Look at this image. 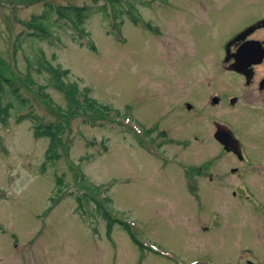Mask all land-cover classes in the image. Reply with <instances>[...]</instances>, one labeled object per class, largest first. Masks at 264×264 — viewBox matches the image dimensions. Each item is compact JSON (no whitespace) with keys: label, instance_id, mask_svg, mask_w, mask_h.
<instances>
[{"label":"rangeland","instance_id":"obj_1","mask_svg":"<svg viewBox=\"0 0 264 264\" xmlns=\"http://www.w3.org/2000/svg\"><path fill=\"white\" fill-rule=\"evenodd\" d=\"M44 1L0 0V69L17 76L14 68L29 67L47 94L16 79L29 100L18 113L62 124L47 160L49 138L34 135L33 120L18 122L15 112L0 120V264H226L241 247L262 249L261 168L232 174L235 161L215 141L213 121L259 144L264 112L199 101L200 110L180 118L179 106L190 76L221 77L224 42L264 16V0H120L118 8L109 0H50L91 6L88 36L66 25L50 41L26 38ZM40 48L110 115L62 114L63 93L28 63ZM136 118L156 136L151 149L133 132L140 133ZM198 166L218 175L194 176ZM242 179L251 191L238 190Z\"/></svg>","mask_w":264,"mask_h":264},{"label":"flooded vegetation","instance_id":"obj_2","mask_svg":"<svg viewBox=\"0 0 264 264\" xmlns=\"http://www.w3.org/2000/svg\"><path fill=\"white\" fill-rule=\"evenodd\" d=\"M252 25L254 29L250 33L245 37H240L237 40H234L229 47L226 48V43L228 41L237 36L243 29ZM242 46H245V49L241 63H246L245 53H247L249 64L233 69V64L235 62L234 55ZM219 64L221 67V77L219 78H201L196 75L193 77L190 76L191 88L189 92L194 90L196 96H193L189 92L183 95V101L179 106L180 118H185L187 112L200 110L196 108L197 104L202 105L199 101H202L204 105L209 107V109L234 110L233 108L237 107L238 109L239 107L241 112H243V110L254 114L259 113L260 111L264 112V106L258 103L264 102V16L255 22L236 30L230 35V37H228L224 43L222 54L221 56L219 55ZM226 74H231L234 77L230 78ZM187 78L186 74L182 77L184 85L187 84ZM202 79L208 81L204 82V84ZM158 104L161 105L160 103ZM159 105L157 107L161 109V106ZM157 107H154V109L158 110ZM152 110L153 108H150L147 113L152 112ZM135 121L140 128V133H138V130L134 132L136 137L140 140L139 142H148L157 145L155 143L156 136H153L150 131L151 126L146 127L144 124L140 125V120L138 118H136ZM160 131L165 133L164 129H160ZM234 136L238 141L234 147L239 150V153H236L235 151H226L223 145L214 138L222 147L224 154L230 156V158L235 161V165L230 167L229 171L232 174H242L244 167H253L257 170L261 168V172H259L258 175L261 177V187L264 189V151H259V148L264 144V141L259 144H255V142L244 143L235 132ZM194 138H198V134L191 135V139L194 140ZM206 169L208 168L206 167ZM203 173L210 179L212 176L218 175V173L214 174L212 170L206 171L198 166V172H196L194 176L199 174L201 175V178H203ZM220 177L223 178L222 176ZM241 181V184L236 185L238 190L241 192L251 191L250 186L245 179H242ZM253 186L255 187V185ZM233 194H235L234 190ZM254 202L256 206H261L258 201ZM239 250L241 252L229 259L226 264H264V247L262 249L254 250L255 253L246 247H241Z\"/></svg>","mask_w":264,"mask_h":264},{"label":"trees","instance_id":"obj_3","mask_svg":"<svg viewBox=\"0 0 264 264\" xmlns=\"http://www.w3.org/2000/svg\"><path fill=\"white\" fill-rule=\"evenodd\" d=\"M114 8H118L120 0H109ZM126 2H128L126 0ZM94 9L91 6H79L71 4H54L50 0L43 3V9L40 13L31 15L28 22V29L25 37L31 40H49L54 36V29L63 28L68 25L70 28L78 32L79 36H88V31L85 30V21ZM100 11V9H99ZM119 11V10H118ZM120 14H117L119 16ZM55 16V17H54ZM133 21L135 17H130ZM90 48L94 49L92 43ZM28 59L30 65L38 67V71L47 74V82L51 83L52 87L63 93L66 100V108L62 114L75 115L77 113L83 114L84 117H89L94 111H102L105 117H108L112 112L111 108L107 105L97 104L98 107H93L92 98L89 97V89H79L75 83L67 80L69 71L60 66H54L45 56L44 51L40 48L37 49L35 55ZM17 76H13V72L3 71L0 69V120L5 121L12 112L16 114V121L20 122L24 119H31L34 122L33 133L36 137H48L49 146L46 150V159L52 160L55 155L54 148L59 143V134L62 132V124L60 123H41L30 112L18 113L28 105L29 100L21 92V88L16 83V79L24 80L27 85L35 86L43 97L47 98V94L43 92V85L34 82L30 75V68L27 67L25 73H19L14 68ZM82 98V99H80ZM96 104V102L94 101ZM119 115V112H116Z\"/></svg>","mask_w":264,"mask_h":264},{"label":"water","instance_id":"obj_4","mask_svg":"<svg viewBox=\"0 0 264 264\" xmlns=\"http://www.w3.org/2000/svg\"><path fill=\"white\" fill-rule=\"evenodd\" d=\"M216 127L215 137L224 145L226 150H235L233 145L236 143V140L233 139L232 132L221 124H217Z\"/></svg>","mask_w":264,"mask_h":264}]
</instances>
